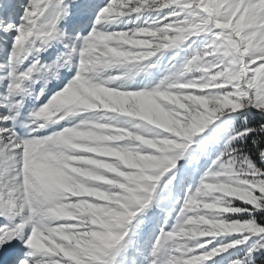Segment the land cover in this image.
Segmentation results:
<instances>
[{
  "label": "snow or ice",
  "instance_id": "6c2138e0",
  "mask_svg": "<svg viewBox=\"0 0 264 264\" xmlns=\"http://www.w3.org/2000/svg\"><path fill=\"white\" fill-rule=\"evenodd\" d=\"M0 264H264V0H0Z\"/></svg>",
  "mask_w": 264,
  "mask_h": 264
}]
</instances>
